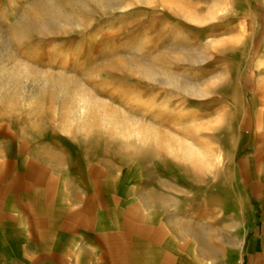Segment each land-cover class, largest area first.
Here are the masks:
<instances>
[{"label": "rangeland", "instance_id": "374dc122", "mask_svg": "<svg viewBox=\"0 0 264 264\" xmlns=\"http://www.w3.org/2000/svg\"><path fill=\"white\" fill-rule=\"evenodd\" d=\"M262 136L264 0H0V161L67 169L190 263L239 258V163L264 162Z\"/></svg>", "mask_w": 264, "mask_h": 264}, {"label": "crops", "instance_id": "0c3cea01", "mask_svg": "<svg viewBox=\"0 0 264 264\" xmlns=\"http://www.w3.org/2000/svg\"><path fill=\"white\" fill-rule=\"evenodd\" d=\"M257 159L239 163L245 232L239 258L228 264H264V162ZM73 182L67 169L50 174L0 161V264H192L170 247L164 224L138 211L96 210Z\"/></svg>", "mask_w": 264, "mask_h": 264}, {"label": "bare ground", "instance_id": "6f19581e", "mask_svg": "<svg viewBox=\"0 0 264 264\" xmlns=\"http://www.w3.org/2000/svg\"><path fill=\"white\" fill-rule=\"evenodd\" d=\"M28 23V24H26ZM25 25H32V21L31 20H27L26 22H24ZM202 57H199V59ZM198 59V60H199ZM197 61V60H195ZM200 62V61H197ZM188 83V82H187ZM186 82H181V84L179 85L181 87V89H183L186 92H192V93H196V91L194 90L193 87H191V85ZM201 93V92H198ZM188 232H190L195 239L200 243V255L202 254H214L216 256H218L220 254V250L219 248L215 247L213 245V242L211 241L210 237H209V233L204 230L203 228H197V227H187ZM197 252V251H196Z\"/></svg>", "mask_w": 264, "mask_h": 264}]
</instances>
